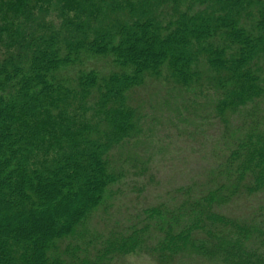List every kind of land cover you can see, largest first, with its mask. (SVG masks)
Here are the masks:
<instances>
[{
  "label": "trees",
  "instance_id": "1",
  "mask_svg": "<svg viewBox=\"0 0 264 264\" xmlns=\"http://www.w3.org/2000/svg\"><path fill=\"white\" fill-rule=\"evenodd\" d=\"M134 254L264 264V0H0V264Z\"/></svg>",
  "mask_w": 264,
  "mask_h": 264
},
{
  "label": "rangeland",
  "instance_id": "2",
  "mask_svg": "<svg viewBox=\"0 0 264 264\" xmlns=\"http://www.w3.org/2000/svg\"><path fill=\"white\" fill-rule=\"evenodd\" d=\"M154 133H156V138L162 140V138H170L172 140H180L183 137L176 135V131L163 133V131L157 130L154 127ZM155 137V136H154ZM169 140V139H168ZM170 140V141H172ZM170 146V149L176 147L174 144H163V146ZM174 151V150H172ZM144 153H149L148 150H145ZM154 161L151 162L148 171L141 179V183H137V179H130L126 186L127 191L134 190V194H130L128 198H134L131 200H124L125 202L137 203L136 197L140 196V203L142 205H150L158 202L159 197L163 196L169 189H172L189 179L190 176L198 172V167L196 163H193L189 168L185 167L184 162L172 163L173 157L167 159L160 156L154 157ZM193 162V159L191 163ZM185 167V168H184ZM181 169H186L180 171ZM188 173V174H186ZM143 184V185H142ZM142 188L140 193L138 190ZM132 207V205L130 206ZM245 208L242 207L241 210ZM97 229L104 230L100 222V225H96ZM122 264H158L156 260L152 257L144 254H134L126 258Z\"/></svg>",
  "mask_w": 264,
  "mask_h": 264
}]
</instances>
